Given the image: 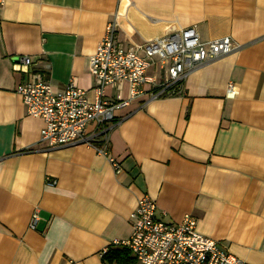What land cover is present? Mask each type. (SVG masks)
Instances as JSON below:
<instances>
[{
  "label": "crops",
  "instance_id": "obj_1",
  "mask_svg": "<svg viewBox=\"0 0 264 264\" xmlns=\"http://www.w3.org/2000/svg\"><path fill=\"white\" fill-rule=\"evenodd\" d=\"M112 20L123 47L187 26L238 46L191 72L183 94L140 95L115 113L107 151L119 173L92 147L41 141L42 119L15 92L28 74L12 68L28 56L54 88L89 90L88 59ZM142 195L155 218L188 214L243 264H264V0H1L0 264H140L128 249L101 252L131 235Z\"/></svg>",
  "mask_w": 264,
  "mask_h": 264
},
{
  "label": "built area",
  "instance_id": "obj_2",
  "mask_svg": "<svg viewBox=\"0 0 264 264\" xmlns=\"http://www.w3.org/2000/svg\"><path fill=\"white\" fill-rule=\"evenodd\" d=\"M116 35L117 24L109 21L88 59L92 78L89 90L77 87L72 80L62 89L54 88L40 74L30 72L28 56L19 57L12 68L28 74L25 82L17 84L15 92L26 114L42 119L41 141L49 148L76 144L92 147L108 159L115 173H119L120 162L107 151L115 113L140 95L150 100L183 94V81L191 72L238 46L228 36L202 41L194 26L130 47L118 44ZM155 65L160 68V79L148 73ZM123 84H126L125 90ZM107 86L117 87L118 93L113 99L107 98ZM236 92L234 84L229 82L226 95L234 96ZM89 124L94 125L92 131L87 130ZM154 212L155 202L142 195L130 214L131 235L108 245L126 247L140 264H243L218 240L199 233L192 216L187 214L173 224L155 218ZM37 221L38 215L33 212L29 226L34 228Z\"/></svg>",
  "mask_w": 264,
  "mask_h": 264
},
{
  "label": "trees",
  "instance_id": "obj_3",
  "mask_svg": "<svg viewBox=\"0 0 264 264\" xmlns=\"http://www.w3.org/2000/svg\"><path fill=\"white\" fill-rule=\"evenodd\" d=\"M127 248L123 246H114V245H108L105 252L101 254V257L103 260L110 261L111 259L116 257V253L118 252H126Z\"/></svg>",
  "mask_w": 264,
  "mask_h": 264
}]
</instances>
